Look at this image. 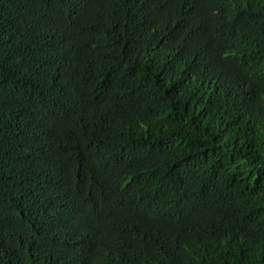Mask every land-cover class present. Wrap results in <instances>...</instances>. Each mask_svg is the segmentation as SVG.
I'll use <instances>...</instances> for the list:
<instances>
[{"label": "trees", "instance_id": "16d2710c", "mask_svg": "<svg viewBox=\"0 0 264 264\" xmlns=\"http://www.w3.org/2000/svg\"><path fill=\"white\" fill-rule=\"evenodd\" d=\"M0 264H264V0H0Z\"/></svg>", "mask_w": 264, "mask_h": 264}]
</instances>
